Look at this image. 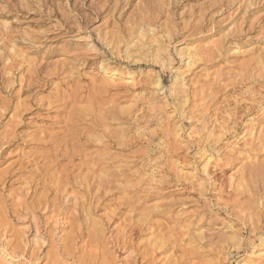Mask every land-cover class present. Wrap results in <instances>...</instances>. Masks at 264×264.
<instances>
[{"label": "rangeland", "instance_id": "374dc122", "mask_svg": "<svg viewBox=\"0 0 264 264\" xmlns=\"http://www.w3.org/2000/svg\"><path fill=\"white\" fill-rule=\"evenodd\" d=\"M0 33V264H264V0H0Z\"/></svg>", "mask_w": 264, "mask_h": 264}, {"label": "bare ground", "instance_id": "6f19581e", "mask_svg": "<svg viewBox=\"0 0 264 264\" xmlns=\"http://www.w3.org/2000/svg\"><path fill=\"white\" fill-rule=\"evenodd\" d=\"M0 37H1V39H2V45H3V43H4V38H5V36L2 34V33H0ZM5 56V53H4V50H3V47H1V50H0V63L3 61L2 59H3V57ZM5 61V60H4ZM264 61V60H263ZM263 61H262V63H263ZM107 73H108V75H110L111 77H117L118 75H117V73L115 72V71H107ZM0 76H1V74H0ZM39 77V76H38ZM40 78V77H39ZM0 79H1V77H0ZM49 80V79H48ZM48 80H46V81H48ZM38 81V80H37ZM42 81V80H41ZM38 83V82H37ZM263 106V105H262ZM25 110V109H24ZM260 110V108L258 109V108H255L254 109V111H259ZM241 112V111H240ZM247 113V112H246ZM130 114V113H129ZM118 114H116V113H114V115L113 116H117ZM239 117H241V116H239ZM244 117V116H243ZM246 117V116H245ZM101 121H102V119L101 118H99ZM237 119V118H236ZM241 119V118H240ZM244 119V118H243ZM70 120V119H69ZM236 121V120H235ZM103 122V121H102ZM75 124L76 123H73V121L72 120H70V125H72V126H75ZM68 124H66V126H67ZM97 126V125H96ZM235 126H241V128H243L242 126H244L243 125V122H241V123H236V125ZM236 127V128H237ZM240 128V129H241ZM235 129V128H234ZM238 130H239V128H238ZM65 133L67 134L68 133V131H65ZM69 133H70V136H71V138L73 139V140H75V141H82L83 139H91L90 137H88L87 138V136L86 135H84V134H81L80 132H75V134H73L70 130H69ZM122 133V135H123V131L121 132ZM65 136H67V135H65ZM71 138L67 141V142H65V143H69L70 141H71ZM99 140V139H98ZM261 143H260V146H259V148H258V151L260 152V153H262V152H264V132H263V135H262V137H261ZM62 145V144H61ZM56 149V148H55ZM210 164V160H208V162H207V164H206V167L204 168V170H206V168H208L207 166ZM105 171H103L104 173H105V175L104 176H97V178L95 179L96 180V182H95V184L94 185H92V186H89V188L90 187H92V188H94V189H97L98 191H100V189L101 188H105L106 186H108V185H110V184H112L113 183V181H114V179H107L108 177H110V176H112V173L110 172V170L109 169H104ZM102 172V173H103ZM264 175V162L263 163H260V164H257V165H255V166H253V167H251V168H249V169H247V171H246V174H245V176H244V178L242 179L243 181H244V179H252V178H256V177H260V176H263ZM107 179V180H106ZM91 185V184H90ZM241 187V185H239V188ZM91 189V188H90ZM262 256H264V255H262ZM262 258V257H261ZM264 258V257H263Z\"/></svg>", "mask_w": 264, "mask_h": 264}]
</instances>
